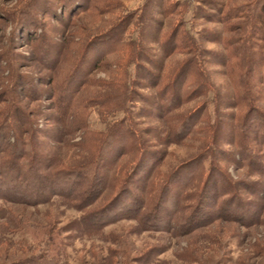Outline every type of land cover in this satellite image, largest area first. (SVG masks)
<instances>
[{
    "label": "rangeland",
    "instance_id": "1",
    "mask_svg": "<svg viewBox=\"0 0 264 264\" xmlns=\"http://www.w3.org/2000/svg\"><path fill=\"white\" fill-rule=\"evenodd\" d=\"M257 2L0 0V264H264Z\"/></svg>",
    "mask_w": 264,
    "mask_h": 264
},
{
    "label": "trees",
    "instance_id": "2",
    "mask_svg": "<svg viewBox=\"0 0 264 264\" xmlns=\"http://www.w3.org/2000/svg\"><path fill=\"white\" fill-rule=\"evenodd\" d=\"M256 1V7H257V4H258V2L257 1H259V3H261L263 6H262V9H261V11L259 12V14H260V17L261 18H263L264 16H263V14H264V0H255ZM256 27V26H255ZM257 28V27H256ZM235 42H237V40L235 41ZM236 44V43H235ZM245 50H249V48H247V46L245 47ZM251 53H253V51L252 50H249ZM248 56V54L247 55H244V59L246 58ZM244 59L242 58H240V60L238 59L237 60V62H238V65L240 64V66H241V63L242 64H244ZM263 61H264V55H263V59H262ZM252 61V60H251ZM262 66H264V65H262ZM191 67V66H190ZM196 71V70H195ZM74 70L73 71H70L69 72V74H68V76H72L73 74H74ZM197 72V71H196ZM198 73V72H197ZM179 76L180 75H182V76H186V79H185V82H183V84H181V86H180V89H184L185 87H186V83L188 82V80H193V73L192 72H190L189 71V68H187V67H183L181 70H180V72H179V74H178ZM177 75V76H178ZM242 75H244V72L242 73ZM188 78V79H187ZM196 78H197V80H199L198 81V87H201V88H203L204 87V83L202 84V81L200 82V79L202 78V77H197L196 76ZM179 79V78H178ZM133 82H138V81H133ZM158 84V83H157ZM156 84V85H157ZM199 90H200V88H198ZM195 91V89L194 90H192L191 92H194ZM191 92H189L188 94H186L185 96H189V94L191 93ZM204 92V91H203ZM236 94V97L234 96V99L236 98V99H238L239 97V99L241 100V99H243V97H247V94L246 95H240V91H238L237 90V92L235 93ZM203 95H204V93H203ZM242 101V100H241ZM252 101L249 99V100H247V103H249V104H252L251 103ZM245 103V102H244ZM250 106V105H249ZM229 108H233V107H229ZM184 124H181L180 125V127L181 126H183ZM195 125V124H194ZM107 134L108 133H105V135L104 136H107ZM108 136H109V134H108ZM107 136V137H108ZM106 137V138H107ZM24 148H27L25 145H24ZM19 151V150H18ZM20 152V151H19ZM21 155L20 154H15V155H13L12 157V159L11 160H8V159H4L3 157H0V163L1 164H3V169L2 170H0V178H1V176H3L4 178H11V175H13L14 174V172H15V169H17L18 167H21L20 165H22V163H21V161H22V156L20 157ZM89 164H90V166L89 165H86L85 166V164L83 165L84 166V168L86 167V168H88V169H90V167H93V164H91V162H88ZM27 165V166H26ZM81 165V166H82ZM25 166L26 167H28V168H32L33 167V165H29L28 166V164H25ZM79 170H76V172H78ZM75 172V173H76ZM70 176V175H73L74 176V173L72 174V173H68L67 174V176ZM62 176V174H60V175H58L57 176V178H59V177H61ZM33 177V176H32ZM51 262V261H50ZM50 264H53V263H50Z\"/></svg>",
    "mask_w": 264,
    "mask_h": 264
}]
</instances>
